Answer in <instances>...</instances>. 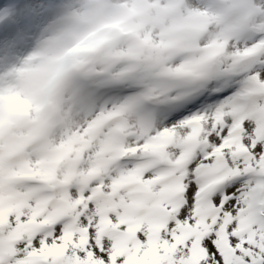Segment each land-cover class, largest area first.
Wrapping results in <instances>:
<instances>
[{"label": "snow or ice", "instance_id": "6c2138e0", "mask_svg": "<svg viewBox=\"0 0 264 264\" xmlns=\"http://www.w3.org/2000/svg\"><path fill=\"white\" fill-rule=\"evenodd\" d=\"M50 37L0 75V264H264V0H65Z\"/></svg>", "mask_w": 264, "mask_h": 264}, {"label": "bare ground", "instance_id": "6f19581e", "mask_svg": "<svg viewBox=\"0 0 264 264\" xmlns=\"http://www.w3.org/2000/svg\"><path fill=\"white\" fill-rule=\"evenodd\" d=\"M9 0H0V11L8 8L12 17L19 22L22 38L15 40L7 38L0 44V75L11 71L14 67H20L28 54L33 53V44L28 45L24 35L30 32L31 26L39 20L43 26H47V20L40 16V12L45 8L56 7L59 9L65 0H17L13 5H8ZM40 17V19H39Z\"/></svg>", "mask_w": 264, "mask_h": 264}, {"label": "clouds", "instance_id": "9594fccd", "mask_svg": "<svg viewBox=\"0 0 264 264\" xmlns=\"http://www.w3.org/2000/svg\"><path fill=\"white\" fill-rule=\"evenodd\" d=\"M54 49L55 40L50 36L38 42L33 59L27 64H21L22 72L17 78L18 86L23 88L39 81Z\"/></svg>", "mask_w": 264, "mask_h": 264}, {"label": "rangeland", "instance_id": "374dc122", "mask_svg": "<svg viewBox=\"0 0 264 264\" xmlns=\"http://www.w3.org/2000/svg\"><path fill=\"white\" fill-rule=\"evenodd\" d=\"M15 1V0H14ZM14 1H12V2H14ZM45 11V10H44ZM15 21H16V23H17V27L19 28V22L16 20V19H14ZM16 39H18V38H20V30L19 29H17V34L14 36ZM2 39H0V41H1Z\"/></svg>", "mask_w": 264, "mask_h": 264}]
</instances>
